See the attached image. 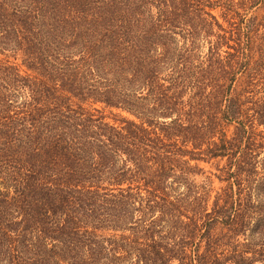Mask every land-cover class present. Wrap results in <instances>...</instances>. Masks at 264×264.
I'll return each mask as SVG.
<instances>
[{
  "label": "trees",
  "instance_id": "16d2710c",
  "mask_svg": "<svg viewBox=\"0 0 264 264\" xmlns=\"http://www.w3.org/2000/svg\"><path fill=\"white\" fill-rule=\"evenodd\" d=\"M0 264H264V0H0Z\"/></svg>",
  "mask_w": 264,
  "mask_h": 264
},
{
  "label": "rangeland",
  "instance_id": "374dc122",
  "mask_svg": "<svg viewBox=\"0 0 264 264\" xmlns=\"http://www.w3.org/2000/svg\"><path fill=\"white\" fill-rule=\"evenodd\" d=\"M104 113L108 116V118H109L110 120H113V116H115V115H121V116H126V115H127L126 113H124V112H119V110H116V109H113L111 112H110L109 109H105V110H104ZM202 166H204V168H205L206 170H213V169L210 168V166L207 165V164H203Z\"/></svg>",
  "mask_w": 264,
  "mask_h": 264
}]
</instances>
